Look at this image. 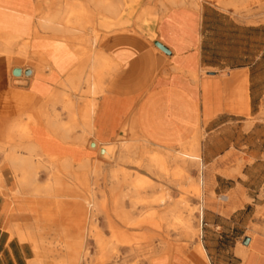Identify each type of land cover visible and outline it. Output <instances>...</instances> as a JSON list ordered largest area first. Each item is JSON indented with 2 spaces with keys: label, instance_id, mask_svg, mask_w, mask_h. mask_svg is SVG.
<instances>
[{
  "label": "crops",
  "instance_id": "1",
  "mask_svg": "<svg viewBox=\"0 0 264 264\" xmlns=\"http://www.w3.org/2000/svg\"><path fill=\"white\" fill-rule=\"evenodd\" d=\"M17 1L18 12L29 20L31 15L24 10L28 5L33 7L35 0ZM141 10L128 19L129 25L101 32L96 49L110 60L112 71L94 98L91 131L84 130L81 117L84 105L92 98L59 85L80 68L81 61L72 45L52 39L50 34H42L45 37L37 41L36 49L28 50L37 54L36 63L40 59L48 62L53 68L49 74L35 79L32 69L15 66L14 59L0 56V122L24 121L27 115L36 118L38 110L48 114V120L38 116L30 128L34 144L45 157L66 160L76 167L95 159L111 163L98 157L96 147L115 143L124 133L134 132L151 148L177 151L195 136L201 139V129L210 128L218 119L233 117V101H240L238 113L255 107L258 114L264 101V22L242 23L212 2H204L200 8L171 7L157 23L151 10ZM37 15L36 11V19ZM133 27L135 32L130 30ZM15 69L21 71L19 76L12 74ZM81 90H85L83 84ZM65 97L74 103L73 118L62 108ZM8 178L4 182L10 188ZM46 201L25 194L13 198L1 194L0 245L9 239L4 228L31 225L33 218L53 209ZM245 238L249 242L239 250L240 264H264V234ZM176 264L185 263L178 260Z\"/></svg>",
  "mask_w": 264,
  "mask_h": 264
},
{
  "label": "rangeland",
  "instance_id": "2",
  "mask_svg": "<svg viewBox=\"0 0 264 264\" xmlns=\"http://www.w3.org/2000/svg\"><path fill=\"white\" fill-rule=\"evenodd\" d=\"M128 1H123L121 16H127L129 19L136 16L143 8L151 10L153 17H161L174 6L181 7L184 4L183 7L193 8L191 2L196 1L198 8L204 2L215 3L220 10L231 12L234 18L245 24L264 22V0H184V2L169 0L170 3L160 0ZM58 2V4H51L49 9L55 11L69 4V0ZM167 2L169 5L166 4ZM176 2L181 6L178 4L176 6ZM185 2L189 3L185 5ZM162 3L167 8L162 6ZM28 6L24 12L27 11L31 15L30 22L35 24L36 0L33 7ZM162 7L166 9L163 10ZM46 10H48L46 6L42 5L39 12ZM87 33V36H90V32L87 31ZM85 48H89L88 43L85 44ZM27 55V58L20 57L14 65L26 70L33 69L36 57L32 53L30 55L29 51ZM33 75L36 79L35 73ZM97 96L95 95L94 98ZM239 102H232L233 117L218 119L216 124L207 128L208 130L205 128L200 130L202 138L199 142L201 156L199 167H189L186 174L191 184L195 182L199 188L200 193L197 197L188 192L191 184L184 177L176 183L174 178L170 181L160 179L154 170L148 169L147 159L151 157L153 148L147 144L141 146L140 142H136L134 132L125 134L126 137L125 135L123 137L125 141L122 143L125 146L130 145L132 150L135 149L133 157L135 161L132 160L128 164L122 163V165L117 163L116 166L120 167L122 173L124 171L129 181H124L122 186H112L113 180L109 178V172L119 168L112 162V164H103L96 159L89 162L93 165L98 164V169L94 174H89V169L84 170L87 175L84 180L85 186L79 187L74 182L67 181L70 197L65 204V208L69 210V219L66 218V220L61 219L54 198L34 196L46 199V205L53 209L47 208L46 210L49 211L45 215L33 218L31 225L8 226V228L12 227V230L18 229L22 235H25L28 243H21L20 238L7 231V227L4 228L9 239L5 245H0V264H33V262L62 264L65 260L64 252L57 251L54 246L63 241L60 233L63 221L65 222L63 225L73 223V226L80 224L87 230L94 228L99 230L110 248L118 253L112 256L113 253L108 251L104 256L96 248L93 240L87 239L88 261L85 264H176L178 260L185 264H240L239 250L245 247L242 245L243 238H253L257 233L264 234V101L260 103L257 115L255 107L253 110L248 108L247 113H238L241 110ZM26 120L27 118L24 121ZM6 127L7 124L0 125L1 130ZM5 140L3 133L0 135V145ZM178 151L169 152L176 154ZM41 161L45 163V159ZM167 166L169 173H173L179 163L170 162ZM39 173V178L41 176L39 181L51 179L45 170H40ZM7 176H9L7 183L9 181L11 183L10 188L5 186L4 179ZM13 176L7 168V163L0 156V196L6 194L8 198H13L19 195L13 194L15 181ZM119 176L121 174L116 181ZM137 178L145 179L153 187L140 190L136 196L124 198V194L129 193V189L125 188L126 183ZM88 193L93 197L91 204H88ZM74 195L80 196V199H75ZM147 200L162 201V205L158 207L142 205ZM180 201H185L186 204H181ZM78 202L81 205H78ZM176 203H179L178 206ZM190 211L193 212L190 225L194 233L192 237L181 226L169 228L162 237L152 235L144 227L152 223L150 218L152 215L158 217L157 221L163 225L164 229V225L168 222L167 217L160 219L163 214L172 212L182 219H187ZM120 212L128 213L129 218H120ZM80 214L84 215V220L81 217V220L79 219ZM107 222L112 223L114 228H107ZM126 241L130 243L127 244ZM148 245L152 247L149 251L146 249ZM34 246L37 247L35 251ZM131 246L138 247V250L130 252ZM199 246L204 249V258L196 252Z\"/></svg>",
  "mask_w": 264,
  "mask_h": 264
},
{
  "label": "bare ground",
  "instance_id": "3",
  "mask_svg": "<svg viewBox=\"0 0 264 264\" xmlns=\"http://www.w3.org/2000/svg\"><path fill=\"white\" fill-rule=\"evenodd\" d=\"M58 1L59 0H37L39 4L37 5V8L34 9V11L35 13L37 11L38 16L36 21L34 20L35 24H31L30 19L28 20L24 18L23 16H21L20 12H18L19 1L0 0V56L10 57L16 62H18V59L20 57L27 58L28 50L30 48L36 49V45L39 44L37 41L40 38L45 37L42 34H50V38L61 40L63 42H66L67 44L72 45V47L76 51L78 58L81 61V65L80 68L74 70V73L71 76H68L64 80V82L60 83L59 85L60 88H62L63 90L78 92L83 94L84 96L92 98L91 100H88L84 105L85 107L82 109L83 115L81 117L84 124V130H90L89 119L93 112L96 110L94 96L102 92L103 80L112 71V63L104 54H102L98 49H96V46L101 39L102 31L108 33L117 30L120 27L127 26L129 25V18L127 16H121V11L123 10L122 5L119 3H114L112 0H69V4H67V6H63L64 8L60 7L55 11H51V9H49V6L51 4H58ZM160 1L169 2V0ZM168 2L166 4L169 5L171 1L169 3ZM186 3L189 2H185V5ZM177 4L178 3L176 2L175 5L177 6ZM42 5L46 6L48 10L40 13L39 11L42 9ZM161 5L165 6L164 3H162ZM183 5L180 6L183 7ZM191 5L190 6L193 8H198V4L196 3V1H192ZM165 7H162L163 10L167 8ZM5 12H7V14ZM140 14L144 16L145 13L143 10H141ZM152 18L153 21L156 20V23L159 22V16H152ZM144 24H146V21H144ZM130 30H133L135 32L134 27ZM87 31L90 32V36H87ZM149 39L153 40L152 38ZM87 43L89 44V48H85V44ZM42 44L41 46H43ZM47 44L49 45V43H46V45ZM32 55H34V57H37L36 53H32ZM33 64L34 65L32 67V70L37 78L42 77L44 73L49 74L53 69L44 59H40L38 63ZM61 70L62 68H58V71ZM82 84L85 86V90H81ZM31 96L33 95L31 94ZM61 104L64 111H68L73 118L74 103L71 100L62 99ZM37 114L38 115H36V118L33 115H27V117H25L27 118L26 121L14 120L8 123L0 122V125L7 124V127L5 129H0V135H3L4 133V136L6 138L5 142L0 145V156L1 159L7 163V168L8 170H10L12 176L14 175L13 177L15 181L13 194H28L36 197L42 196L47 198H54L56 208L61 219L66 220V218L69 219V210L65 208V204L67 203V200L70 197V187L67 181L74 182L75 185L79 187L85 186L84 180L86 179L87 175L84 170L86 171L89 169V174H94L97 172L98 164L93 165L85 161V163L82 162V164H79L78 166L74 167L69 161L45 157L44 155H42L38 151L36 145L32 140L30 128L38 122V116H43L46 118V120L49 119V116L48 114H43L40 110H38ZM125 131H127V129ZM124 135L125 133L122 134L115 143L112 142V144L109 145L96 147L98 154L101 155L100 157L104 158L106 161L114 163L115 167H118V165L116 166L117 163H121V165L122 163L128 164L132 162V160H134L133 157L135 155V149L132 150V147L130 145H123L124 143L122 142L125 141L123 140ZM199 139L200 136H195L189 144L181 147L180 151L177 150L178 152L176 154H172L169 151L161 150L160 148H153V150L151 151V157L147 159V168L154 170L160 179L170 181L174 178V181L176 183L178 181L180 182L182 177L189 180L188 177H186L188 168L197 166L199 167ZM137 141L138 143L140 142L141 146H143V144H146L144 141L140 140L136 136V142ZM138 143L137 146H139ZM51 151L52 153L55 152L53 149ZM43 152L48 153L46 151ZM63 152L65 153V151ZM68 153H70V151L66 154ZM42 159H45V163L41 161ZM170 162L179 163V166L175 168L173 173H169L168 170L167 164ZM118 168L119 169L117 170L109 172V178L113 180L112 186L116 185V187L122 186L121 184L125 183L127 180L129 181L127 175L124 174V171L122 173V171H120V167ZM40 170H45L48 176H51V179L45 180L43 182L39 181ZM120 174L121 176H119V179L116 181L118 175ZM151 187H153V185H151L145 179L137 178L130 183H126L125 188L129 189V193H125L124 198L125 196H136L139 194L140 190L149 189ZM188 192L195 197L199 195L200 191L195 182H192ZM74 196L75 199H80V196ZM87 200L88 204L93 203L92 195L89 194L87 196ZM151 200H147L141 203L142 205H146L149 207H158L161 206V202L164 201L163 199L162 201ZM80 203L78 202V205H81ZM179 203L186 204L185 201H180ZM179 203H176L177 206ZM132 205H134V203H132ZM192 211L189 212V217L187 219H182L180 218V216H178V214L176 215L172 212H169L170 214H163L160 219H164L167 217L166 221L168 222V224L164 225V229L163 225H161V223L157 221L158 217L152 215V217L150 216V218L152 219V223L144 227L147 228L152 233V235L162 237V234L166 233L169 228L181 226L185 229V232L190 237H192L194 235L193 230L190 228L193 219ZM72 215L70 217H72ZM80 217L83 218L82 220H84L83 214H80L79 216V219L81 220ZM119 217L122 219H128L129 215L126 212H120ZM80 222L82 223V221ZM63 223L65 224L64 221ZM63 223L60 227L61 235L63 236V241L60 243H56V246H54L57 251L64 252L65 260L62 262V264H85L88 261V252L86 251L87 239L93 240L96 248L101 251L103 253L102 255L104 256L105 252L108 251H110V253H113L112 256L118 254L117 251L112 250L109 244L102 238V235L99 230L95 228L87 230L80 226V224L78 226H73V223L71 225H63ZM107 228L112 229L114 228V226L112 225V223L107 222ZM7 231L14 233L13 235H16L18 238H20L19 240L21 243H28V241L25 239V235H22L16 228L12 230V227H10ZM161 241L162 239L159 242L160 245L162 244ZM126 242L127 244L130 243L128 241ZM36 249L37 247L34 246L33 250L35 251ZM146 249L149 251L152 249V247L148 245ZM129 250L130 252L136 251L138 250V247L131 246ZM196 252L200 257H205L204 249L202 248V246L197 247ZM34 253L36 254V252ZM107 255L110 256L109 254ZM102 261L103 260H101V262ZM33 264H36V262H33Z\"/></svg>",
  "mask_w": 264,
  "mask_h": 264
},
{
  "label": "water",
  "instance_id": "4",
  "mask_svg": "<svg viewBox=\"0 0 264 264\" xmlns=\"http://www.w3.org/2000/svg\"><path fill=\"white\" fill-rule=\"evenodd\" d=\"M154 45H155L158 49H160L162 52L168 54V51H167L162 45H160L159 43L155 42ZM12 74H13L14 76H19V75L21 74V71H20L19 69H15V70H13ZM248 242H249V239H248V238H244V239L242 240V245H245V246H246V245L248 244Z\"/></svg>",
  "mask_w": 264,
  "mask_h": 264
}]
</instances>
